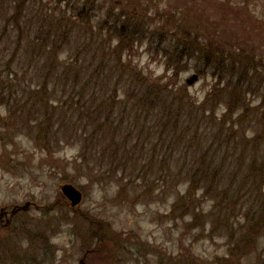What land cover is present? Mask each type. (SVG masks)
I'll return each mask as SVG.
<instances>
[{"label": "trees", "instance_id": "1", "mask_svg": "<svg viewBox=\"0 0 264 264\" xmlns=\"http://www.w3.org/2000/svg\"><path fill=\"white\" fill-rule=\"evenodd\" d=\"M52 1L0 0L4 132L24 131L48 152L75 143L79 153L67 164L77 174L95 176L98 165L102 175L141 178L148 195L154 181L164 183L163 191L186 183L171 213L195 210L200 191L212 201L213 229L229 231L231 258L221 264H239L237 254L253 252L252 264H264L262 59L201 47L180 28L176 46L162 50L170 76L155 77L131 54L136 43L161 46L167 35L144 27L143 17L123 7L95 19V0ZM191 56L215 79L202 101L179 80Z\"/></svg>", "mask_w": 264, "mask_h": 264}, {"label": "rangeland", "instance_id": "2", "mask_svg": "<svg viewBox=\"0 0 264 264\" xmlns=\"http://www.w3.org/2000/svg\"><path fill=\"white\" fill-rule=\"evenodd\" d=\"M95 2V19L110 8L120 12L124 7L143 17L144 27L167 35L161 46L136 43L131 54L140 69L155 77L170 76L168 56L162 50L176 46L182 36L180 28L189 30L194 39L197 36L201 47L250 54L264 62V0ZM101 5L105 8L100 9ZM183 64L180 82L198 74V80L186 86L191 97L202 101L215 82L211 69L200 72L203 64L195 56L185 57ZM259 99L253 98L252 103ZM221 112L220 107L217 115ZM5 116L6 110L0 107V118ZM1 124L0 120V207L28 200L39 207L20 212L10 227H0V264H78L83 255L85 264H221L231 258L229 231L213 229L212 201L200 191L194 194L199 205L195 210L171 213L172 203L186 193V183L163 191L164 183L154 181L158 187L148 195L141 178L132 180L120 172L102 175L98 165L95 176L77 174L67 162L78 155L79 145L61 144L48 152L24 131L7 134ZM147 176L151 181L154 178ZM65 182L82 191L79 205L71 207L59 191ZM263 246L261 238L259 248ZM237 256L239 264H252L256 252Z\"/></svg>", "mask_w": 264, "mask_h": 264}, {"label": "water", "instance_id": "3", "mask_svg": "<svg viewBox=\"0 0 264 264\" xmlns=\"http://www.w3.org/2000/svg\"><path fill=\"white\" fill-rule=\"evenodd\" d=\"M198 80V74H191L185 79V84L190 86ZM61 194L66 198L71 207L79 205L83 199L82 191L72 183H62L58 186ZM32 207L38 208L39 205L34 201H25L22 203L9 204L0 207V226L9 227L12 224L13 217L20 213L29 211ZM78 264H85V255L79 259Z\"/></svg>", "mask_w": 264, "mask_h": 264}, {"label": "flooded vegetation", "instance_id": "4", "mask_svg": "<svg viewBox=\"0 0 264 264\" xmlns=\"http://www.w3.org/2000/svg\"><path fill=\"white\" fill-rule=\"evenodd\" d=\"M69 203V202H68ZM19 214V213H18ZM18 214H16L14 217H13V221H14V218L18 215ZM13 221H12V223H13ZM11 226V225H10ZM9 226V227H10ZM1 228H8V227H2V226H0Z\"/></svg>", "mask_w": 264, "mask_h": 264}]
</instances>
